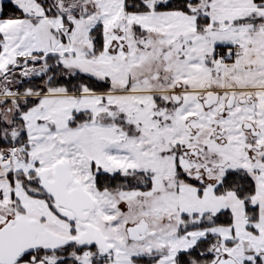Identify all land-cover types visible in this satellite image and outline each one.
Here are the masks:
<instances>
[{
    "label": "snow or ice",
    "instance_id": "6c2138e0",
    "mask_svg": "<svg viewBox=\"0 0 264 264\" xmlns=\"http://www.w3.org/2000/svg\"><path fill=\"white\" fill-rule=\"evenodd\" d=\"M0 264H264V0H0Z\"/></svg>",
    "mask_w": 264,
    "mask_h": 264
}]
</instances>
